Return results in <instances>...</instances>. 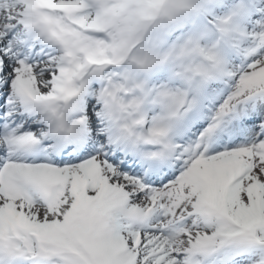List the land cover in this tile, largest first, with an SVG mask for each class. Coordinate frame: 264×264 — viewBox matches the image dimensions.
<instances>
[{
	"label": "snow or ice",
	"instance_id": "6c2138e0",
	"mask_svg": "<svg viewBox=\"0 0 264 264\" xmlns=\"http://www.w3.org/2000/svg\"><path fill=\"white\" fill-rule=\"evenodd\" d=\"M0 264H264V0H0Z\"/></svg>",
	"mask_w": 264,
	"mask_h": 264
}]
</instances>
